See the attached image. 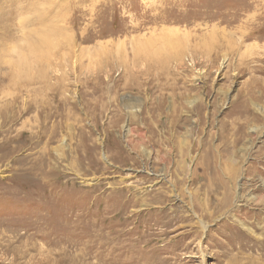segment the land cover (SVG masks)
<instances>
[{
    "label": "rangeland",
    "instance_id": "obj_1",
    "mask_svg": "<svg viewBox=\"0 0 264 264\" xmlns=\"http://www.w3.org/2000/svg\"><path fill=\"white\" fill-rule=\"evenodd\" d=\"M256 1L0 0V264H264Z\"/></svg>",
    "mask_w": 264,
    "mask_h": 264
},
{
    "label": "bare ground",
    "instance_id": "obj_2",
    "mask_svg": "<svg viewBox=\"0 0 264 264\" xmlns=\"http://www.w3.org/2000/svg\"><path fill=\"white\" fill-rule=\"evenodd\" d=\"M147 1V0H146ZM153 2H149L148 4H145V3H143V6H138V10H139V12H141V11H143V12H145V13H147V12H152L150 15H147V16H145V18H147L148 17V19H147V22L148 23H151V24H159L160 22H162V21H164V18H163V10L165 9L164 7H162V6H158V4H156L155 3V0H152ZM159 1H162V0H159ZM239 1V0H238ZM241 1V0H240ZM256 1V0H255ZM112 2V1H111ZM139 2V1H138ZM145 2V1H144ZM257 2V1H256ZM104 3H105V1H104ZM114 3V2H113ZM118 3V2H117ZM131 3V2H130ZM261 3V2H260ZM110 4V3H109ZM112 4V3H111ZM163 4H164V2H163ZM223 4V3H222ZM243 4V3H242ZM106 5V4H105ZM117 5V4H116ZM126 5V4H125ZM241 5V4H240ZM247 5V4H246ZM258 5V4H257ZM124 6V5H123ZM182 6V5H181ZM113 7V6H112ZM258 7V6H257ZM264 7V6H263ZM123 8V7H122ZM111 9V8H110ZM182 9V8H181ZM186 9V8H185ZM256 9V8H255ZM263 9V8H262ZM161 10V12L160 13H158V11H160ZM246 10V9H245ZM101 11V10H100ZM157 11V13L156 14H153V12H156ZM240 11V10H239ZM255 11V10H254ZM129 12V11H128ZM111 14V13H110ZM130 14V13H129ZM132 14V13H131ZM240 14V13H239ZM123 15V14H122ZM144 15V14H143ZM126 16V15H125ZM136 17V16H135ZM139 17H141L140 15H139ZM97 18V17H96ZM132 18V17H131ZM134 19V18H133ZM103 20V19H102ZM135 20V19H134ZM174 20V19H173ZM122 21V20H121ZM224 23V22H223ZM227 23H228V21H227ZM128 24V23H127ZM137 24V23H136ZM129 25H131V24H129ZM170 25V24H169ZM133 26H135V25H133ZM137 26H140V23L137 25ZM136 26V27H137ZM163 26V25H162ZM259 26V25H258ZM128 28L129 27H127V26H125L124 24H123V26H122V28L120 29V31H122V32H124V33H126L127 34V31H128ZM138 29V28H137ZM254 31V30H253ZM257 31V30H256ZM167 33H168V31H167ZM165 34H166V32H165ZM169 34V33H168ZM106 35V34H105ZM243 35V34H242ZM259 36H262V33L261 34H258ZM257 35V36H258ZM104 36V35H103ZM170 36V35H169ZM244 36V35H243ZM247 36V38L248 39H253L254 37H253V35L251 34V32L248 34V35H246ZM154 40V39H153ZM169 41V40H168ZM127 44V43H126ZM130 44H131V42H130ZM137 47V46H136ZM135 47V48H136ZM152 47V46H151ZM142 48V47H141ZM173 49V48H172ZM139 50V49H138ZM151 54H152V51H151ZM134 57H136V54H134L133 55ZM244 110V109H243ZM245 112V111H244ZM239 113V112H238ZM243 113V112H242ZM246 113H247V111H246ZM244 114V113H243ZM255 114V113H254ZM243 116V115H242ZM251 116V115H250ZM247 117V116H246ZM256 118V117H255ZM245 119H247V118H245ZM260 119V118H259ZM258 119V120H259ZM257 122V121H256ZM257 123H259V122H257ZM247 124V123H246ZM256 133V132H255ZM241 134V133H240ZM218 206H220L219 204H218ZM220 209H218L217 211H219ZM235 233V232H234ZM257 241V240H256ZM255 243V242H254ZM239 261V260H238Z\"/></svg>",
    "mask_w": 264,
    "mask_h": 264
}]
</instances>
